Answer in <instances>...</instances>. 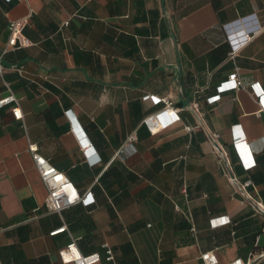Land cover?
Wrapping results in <instances>:
<instances>
[{
    "label": "crops",
    "instance_id": "0c3cea01",
    "mask_svg": "<svg viewBox=\"0 0 264 264\" xmlns=\"http://www.w3.org/2000/svg\"><path fill=\"white\" fill-rule=\"evenodd\" d=\"M15 18L30 45L8 44ZM0 59V97L11 90L22 113L0 107V264H71V242L93 264L264 252V212L229 170L264 205V0H0ZM233 72L242 85L218 91ZM153 96L179 120L150 132L143 118L163 105ZM131 134L133 149L117 153ZM30 143L91 202L49 211Z\"/></svg>",
    "mask_w": 264,
    "mask_h": 264
},
{
    "label": "built area",
    "instance_id": "2783aa9c",
    "mask_svg": "<svg viewBox=\"0 0 264 264\" xmlns=\"http://www.w3.org/2000/svg\"><path fill=\"white\" fill-rule=\"evenodd\" d=\"M23 26L24 21L22 19L15 18L9 21L8 44L11 47L27 46L31 44V41L23 34ZM258 30V27L253 30L244 29L242 40L238 45H234V48L230 51V58H233L239 46L251 40L252 37L258 32ZM2 71L3 64L0 59V73H2ZM241 85V80L237 72H233L227 79H225L219 84V86H217V90L222 91L226 89L237 88ZM246 87L253 88L258 97L262 95V90L259 88V85L256 82L249 84ZM217 98L218 95H214L209 97L208 100L213 101ZM153 102L155 104L163 102V105L159 109L153 111L143 118V123L147 126L150 132L158 131L165 126L179 120V108L175 107L170 100L158 96H153ZM4 105L10 106L11 112L15 118H20L22 116L18 104V98L12 93L11 90H9L8 94L0 97V107ZM184 128L188 132L194 130V127L192 126H185ZM209 137L211 140H214L213 135H210ZM135 138L136 137L134 134L129 135L124 146L120 148L117 153L124 154L129 150H132V142L135 140ZM84 144L85 142H83V145ZM233 147L244 170H248L254 166L255 162L253 160L250 148L243 140L236 141L233 144ZM28 150L33 158L34 166L39 174L40 180L46 186L47 196L45 198V204L49 211L60 212L62 209L75 203L88 204L91 202V200L93 199L91 193H80L63 172L57 169L47 158L43 157L38 152V147L35 143H30L28 146ZM218 151L226 159L223 150L218 147ZM229 170L231 175L230 179L237 190H240L247 198V200L254 204L256 209L264 212V205H262L258 200H256L246 192L245 188L251 184V180L248 178L241 182L232 173L231 168H229ZM64 228L65 226L55 229L51 232V234L62 231ZM105 252L106 259H112L111 249L106 246ZM199 258L200 264H221L219 262L215 249H210L202 252L199 255ZM261 258H264V252L250 256L247 259L237 257L228 264H264V260H260ZM97 259V254H81L76 248L74 242L66 245V252L62 256V260L64 262H70L71 264H93Z\"/></svg>",
    "mask_w": 264,
    "mask_h": 264
}]
</instances>
